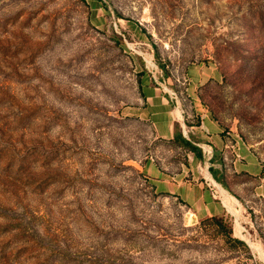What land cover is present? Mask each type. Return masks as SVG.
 Masks as SVG:
<instances>
[{
  "label": "rangeland",
  "instance_id": "374dc122",
  "mask_svg": "<svg viewBox=\"0 0 264 264\" xmlns=\"http://www.w3.org/2000/svg\"><path fill=\"white\" fill-rule=\"evenodd\" d=\"M143 78L264 164V0H0V264H264V208L250 233L155 191L185 157Z\"/></svg>",
  "mask_w": 264,
  "mask_h": 264
},
{
  "label": "crops",
  "instance_id": "0c3cea01",
  "mask_svg": "<svg viewBox=\"0 0 264 264\" xmlns=\"http://www.w3.org/2000/svg\"><path fill=\"white\" fill-rule=\"evenodd\" d=\"M141 88L147 101L145 117L154 125L157 138L176 146L173 138L175 133H180L196 148L194 152L176 146L185 157V163L176 172L154 164L144 167L155 191L177 199L197 220L235 217L225 206L227 200L238 218L244 219L251 233V218L264 208L262 161L232 131L238 158L224 161L223 149L228 131L225 132L221 125L205 114L200 115L201 121L197 124L186 126L184 121L189 117L178 116V111L172 110L168 97L152 87L148 79H141Z\"/></svg>",
  "mask_w": 264,
  "mask_h": 264
},
{
  "label": "trees",
  "instance_id": "16d2710c",
  "mask_svg": "<svg viewBox=\"0 0 264 264\" xmlns=\"http://www.w3.org/2000/svg\"><path fill=\"white\" fill-rule=\"evenodd\" d=\"M116 43L120 44L121 41L119 40H116ZM178 128V127H177ZM176 128V129H177ZM173 142L174 144L183 149V150H191V151H196V148L193 147L188 141H186L182 135L180 133H175L174 135V138H173ZM212 220L214 221V223L216 224L217 227L219 228H223V225H222V219H219V218H212ZM231 231V229H228V233Z\"/></svg>",
  "mask_w": 264,
  "mask_h": 264
},
{
  "label": "built area",
  "instance_id": "2783aa9c",
  "mask_svg": "<svg viewBox=\"0 0 264 264\" xmlns=\"http://www.w3.org/2000/svg\"><path fill=\"white\" fill-rule=\"evenodd\" d=\"M231 157H234L235 159L238 158V156L235 153V142L231 136V132H227L225 134V144L223 149V160L228 161L231 159Z\"/></svg>",
  "mask_w": 264,
  "mask_h": 264
},
{
  "label": "bare ground",
  "instance_id": "6f19581e",
  "mask_svg": "<svg viewBox=\"0 0 264 264\" xmlns=\"http://www.w3.org/2000/svg\"><path fill=\"white\" fill-rule=\"evenodd\" d=\"M177 114V113H176ZM179 116V115H178ZM225 206L230 210V211H232V209L229 207V205H228V203H227V200H226V202H225ZM234 214V213H233ZM240 229V228H239ZM258 252V251H257Z\"/></svg>",
  "mask_w": 264,
  "mask_h": 264
}]
</instances>
